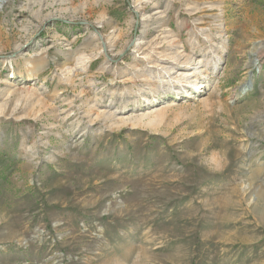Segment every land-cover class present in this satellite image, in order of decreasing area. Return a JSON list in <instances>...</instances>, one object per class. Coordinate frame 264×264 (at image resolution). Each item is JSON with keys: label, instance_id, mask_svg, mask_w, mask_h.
I'll use <instances>...</instances> for the list:
<instances>
[{"label": "rangeland", "instance_id": "obj_1", "mask_svg": "<svg viewBox=\"0 0 264 264\" xmlns=\"http://www.w3.org/2000/svg\"><path fill=\"white\" fill-rule=\"evenodd\" d=\"M263 189L264 0H0V264H264Z\"/></svg>", "mask_w": 264, "mask_h": 264}, {"label": "bare ground", "instance_id": "obj_2", "mask_svg": "<svg viewBox=\"0 0 264 264\" xmlns=\"http://www.w3.org/2000/svg\"><path fill=\"white\" fill-rule=\"evenodd\" d=\"M256 56V55H255ZM191 60H192V56H187V58H186V61L184 62L185 63V65L183 66L184 68H189L190 67V62H191ZM256 62H257V59H256V57H254L252 60H251V65H255L256 64ZM29 65H27V66H29L27 69H26V78L27 79H30V78H32L34 75H35V68L33 67V65L31 64V63H28ZM173 72V71H172ZM184 80V79H183ZM198 88L199 87H202V84L201 83H196L195 84ZM258 166V165H257ZM257 169H258V167H257ZM262 169V168H261ZM259 192V191H258ZM263 198H264V189L259 193Z\"/></svg>", "mask_w": 264, "mask_h": 264}, {"label": "water", "instance_id": "obj_3", "mask_svg": "<svg viewBox=\"0 0 264 264\" xmlns=\"http://www.w3.org/2000/svg\"><path fill=\"white\" fill-rule=\"evenodd\" d=\"M249 87V84L247 83L245 86H243V90H246Z\"/></svg>", "mask_w": 264, "mask_h": 264}]
</instances>
